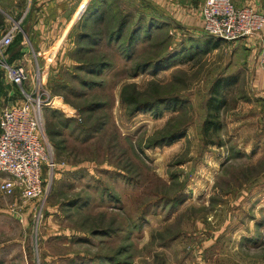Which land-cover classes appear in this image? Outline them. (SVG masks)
<instances>
[{"label":"rangeland","instance_id":"1","mask_svg":"<svg viewBox=\"0 0 264 264\" xmlns=\"http://www.w3.org/2000/svg\"><path fill=\"white\" fill-rule=\"evenodd\" d=\"M33 1L0 0V38L23 36L0 115L38 91L55 166L39 199L0 192V264H264V72L247 42L182 23L202 0ZM46 13L61 15L49 60Z\"/></svg>","mask_w":264,"mask_h":264},{"label":"built area","instance_id":"2","mask_svg":"<svg viewBox=\"0 0 264 264\" xmlns=\"http://www.w3.org/2000/svg\"><path fill=\"white\" fill-rule=\"evenodd\" d=\"M201 26L204 33L223 41H243L258 36L255 46V64L264 72V13L250 7H236L232 0H202L200 7ZM0 38V63L8 55L15 39L12 28ZM1 65V64H0ZM10 83L24 86L28 81L24 67L5 62ZM35 89V88H34ZM20 103L7 105L0 115V192L4 195L18 193L25 204L41 198L44 194L43 166L50 172L55 164L47 143L43 140V107L50 103L37 95L21 90Z\"/></svg>","mask_w":264,"mask_h":264},{"label":"crops","instance_id":"3","mask_svg":"<svg viewBox=\"0 0 264 264\" xmlns=\"http://www.w3.org/2000/svg\"><path fill=\"white\" fill-rule=\"evenodd\" d=\"M65 0H34L33 1V6L34 7H37V10L38 12H41V11H46L48 10V8H51V7H58V6H63L64 4H61L62 2H64ZM236 3L240 4V6H250V7H254L253 9H255V7L257 6L256 5V2H253V5H252V2L250 0H245V2L243 3V1L241 0H234ZM234 4V3H233ZM186 8H189L188 10H190V16H184V18L181 20L182 23H186L188 25H194V26H197L199 25V23H201V15H199L197 17V19L195 18L196 17V12L198 11V14H199V6L197 5L196 8H193V6L191 5V3L189 2H186ZM39 7V8H38ZM178 7V6H177ZM194 9V10H193ZM257 10V9H255ZM60 10H58L59 12ZM194 11H195V14H194ZM258 12H260L259 10H257ZM261 13V12H260ZM47 14V15H46ZM45 15H42V18L40 19V15H39V23H41L40 26H38V30L40 33H42V35L40 36V39L43 40H48V44L46 45H50L49 46V50H47L46 54H48L51 49H53L54 47H57V40H55V33H58V31L55 29V27L57 26L58 22L61 20V15H58L56 17H54V19L52 18L51 20L47 18L49 17V14L46 13ZM181 18V16H180ZM35 29V28H33ZM67 31V29H63V34H65ZM262 36L264 37V31L262 32ZM51 39V41H49V39ZM54 39V40H52ZM258 36H251L250 38H247L246 40H243L245 42H247V46L248 48L251 50V53L252 55L255 54L256 52V44L258 42ZM55 41V42H53ZM46 43V42H45ZM50 54V53H49ZM46 55L47 57L49 56ZM53 56L52 54H50V56L47 58V60L49 59H52ZM262 71V70H261ZM263 72V71H262ZM2 83V82H1ZM10 85V84H9ZM259 98L261 99H264V93L262 94V96H259ZM16 103H19V102H16ZM10 105V104H9ZM5 108V107H4Z\"/></svg>","mask_w":264,"mask_h":264},{"label":"trees","instance_id":"4","mask_svg":"<svg viewBox=\"0 0 264 264\" xmlns=\"http://www.w3.org/2000/svg\"><path fill=\"white\" fill-rule=\"evenodd\" d=\"M121 23V21L118 23V25H117V27L116 28H118V31L119 32H121L122 30H123V26H122V24H120ZM116 31V30H115ZM117 31V32H118ZM22 38H23V36L20 34V35H18L15 39H14V41H13V43L10 45V48L12 47V49L11 50H13V49H15V48H19L18 46L20 45V43H21V41H23L22 40ZM212 38V37H211ZM218 39V38H217ZM218 41V40H217ZM216 41V43L214 44V47H217L218 45H219V42H217ZM219 41H220V39H219ZM213 47V48H214ZM9 48V49H10ZM9 53L11 54V52L9 51ZM21 53V52H20ZM12 60H16L17 58H21V54H18V53H14L13 55H12ZM13 64V63H12ZM2 83H0V85H1ZM2 86V85H1ZM219 89H221V86L218 84V82H216L215 83V86H213V88L211 89L212 91V95H215V94H219ZM218 101V103L216 104V105H214V102H216V98L215 99H213V97H211L210 98V100L208 101V103H207V106H208V109H209V111H211L212 112V110H214V111H216V113H214V115H213V118L216 120L217 118H218V116H219V113H220V110L221 109H223L225 106H224V103H225V100H224V98L222 97V98H220V100H217ZM209 115H210V113H209ZM204 124H203V134H204V136H205V134L211 129V127H212V125H213V127L215 126H218L219 124L217 123V122H214V121H209L208 119H205L204 120V122H203Z\"/></svg>","mask_w":264,"mask_h":264}]
</instances>
